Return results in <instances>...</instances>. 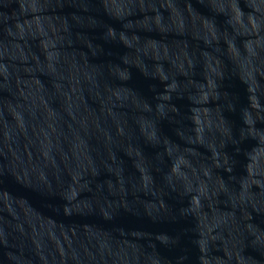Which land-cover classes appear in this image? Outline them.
<instances>
[{
    "label": "water",
    "instance_id": "obj_1",
    "mask_svg": "<svg viewBox=\"0 0 264 264\" xmlns=\"http://www.w3.org/2000/svg\"><path fill=\"white\" fill-rule=\"evenodd\" d=\"M0 264H264V0H0Z\"/></svg>",
    "mask_w": 264,
    "mask_h": 264
}]
</instances>
